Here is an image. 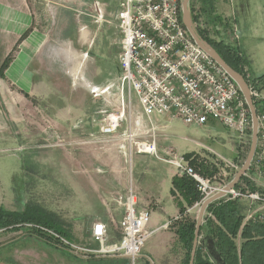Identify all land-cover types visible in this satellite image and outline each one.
Wrapping results in <instances>:
<instances>
[{
  "label": "crops",
  "instance_id": "0c3cea01",
  "mask_svg": "<svg viewBox=\"0 0 264 264\" xmlns=\"http://www.w3.org/2000/svg\"><path fill=\"white\" fill-rule=\"evenodd\" d=\"M41 1L0 0V140L14 144L16 137L24 135L29 143H37L46 137L52 139L57 136L69 141L72 147L70 159L73 177L76 179L71 186L76 202V205L70 206L74 219L71 224H67L58 216L63 224L61 231L73 239L70 240L62 234L67 240L98 250L100 244L93 240L92 231L97 222H102L107 227L108 244L119 243L120 222L125 214V206L120 204L117 198L125 197L132 190L136 196L137 211H149L150 221L147 229L152 232L150 237L158 235L162 229L167 231L163 234L165 249L158 251L159 248H148L150 244L148 246L144 244L137 264H184L187 254L179 235L175 232L176 223L192 218V212L199 203L190 206L182 192L176 191L175 194L172 192L174 179L178 180L187 174L182 175V171L168 162L166 153L170 147L176 151L172 145V138L175 135L174 121L183 120L180 118L171 120L168 116L155 115L152 122L158 126L160 134L157 140V155L138 153L125 137L131 132L142 140H148L150 121L143 113L137 98L132 95L131 109L126 111L127 119L119 128L116 138L110 142L103 141L109 139V136L101 132L100 110L107 107L99 105V101L97 104V99L92 96L89 87L96 84L108 85L117 78L95 77L92 65L86 66L85 69L83 65L85 61L82 59L80 69L77 62L79 56L73 57L72 51L62 50L64 45L70 44L71 48H76L78 45L87 46L88 51L91 52L96 38L104 30L113 32V44L120 48L123 36L121 31L115 28L116 25L111 23L110 18L115 12L116 19L122 0H90L102 2L105 8L103 16L109 20L105 19L107 24L104 23L101 27L88 26L82 32L79 31V27L73 25V22L68 26L60 27L46 24L45 6L47 5ZM204 1L202 0V15L206 7ZM230 1L231 17L221 12L218 6L219 0H213L208 3L211 12L207 14V18L215 19L216 23L221 22L224 31L232 28L230 30L236 33L238 39L232 38L233 42H237L245 63L253 67V56L241 41V35L245 31L247 36L259 37L263 42L261 45H264V0ZM251 74L255 78L264 76V73L260 76ZM261 84L263 85L262 82ZM261 90L264 92V87ZM66 91L69 93L68 95L64 93L66 95L64 96L63 92ZM116 91L117 89H114L111 95ZM73 93H85L81 95L85 97V106L77 101L76 110L67 108L71 103L69 97L72 99ZM44 100H47L45 113L48 115L51 110L50 114L53 115L49 122L45 116L46 123L41 122L40 118L37 119L36 115L43 113L38 103ZM210 121L219 122L210 119L207 123ZM196 145L202 149V142L198 141ZM183 154L194 157L191 165L196 171H202V163L206 158L199 150L186 151ZM240 156V152L239 154L237 152L238 159ZM253 172L252 169L248 170L252 177ZM253 184L243 177L235 190L245 186L252 189ZM79 187L86 196L81 202L78 197ZM221 199L237 200L245 216L257 206L248 198ZM24 207H12L7 210L23 212ZM182 208H185L183 214H181ZM179 216L184 218L173 222L175 225L172 223L171 227L165 228ZM207 216L211 214L206 212L205 217ZM205 221L204 219L202 225H205ZM201 229V243L198 244L197 250L202 254V262L220 264L207 249L211 240L206 234L207 229H203L202 226ZM39 233L26 224L0 232V264H29L28 261L32 259L33 264H130L129 258L120 254L90 256L72 254L51 238L48 239L47 235ZM253 235H256V232H253ZM236 242L239 245L242 239L238 238Z\"/></svg>",
  "mask_w": 264,
  "mask_h": 264
},
{
  "label": "built area",
  "instance_id": "2783aa9c",
  "mask_svg": "<svg viewBox=\"0 0 264 264\" xmlns=\"http://www.w3.org/2000/svg\"><path fill=\"white\" fill-rule=\"evenodd\" d=\"M183 1L122 0L120 3L116 19L123 38L116 80L123 107L118 113L100 111L101 132L109 136L103 141L110 142L116 138L119 128L127 119L126 111L131 109L133 95L150 121L148 140H142L131 132L125 137L138 153L157 155L160 134L158 126L152 122L155 115L168 116L171 120L180 118L187 125L198 126L214 119L236 134L240 148L244 150L250 144L253 122L245 97L231 75L189 34L182 21ZM243 77L258 122L257 147L249 171L252 169L264 179V96L259 90V78L252 75ZM166 153L168 162L196 181L203 196L202 202L227 186L241 169L238 162L218 159L210 174H201L191 165L194 157L179 155L173 147L168 148ZM244 177L254 183L255 189L245 186L235 190V187L223 198L250 199L257 206L246 214L245 221L264 224V182L248 172ZM212 182H217V186L213 187ZM117 201L125 206V214L120 222L121 240L109 245L106 225L97 222L92 238L100 244L98 250L72 243L46 227L26 225L53 236L60 247L72 254H120L129 258L130 264H137L145 241L152 234L147 229L150 214L147 210L137 211L136 196L132 190L125 197L119 196ZM181 218L177 217L165 228Z\"/></svg>",
  "mask_w": 264,
  "mask_h": 264
},
{
  "label": "rangeland",
  "instance_id": "374dc122",
  "mask_svg": "<svg viewBox=\"0 0 264 264\" xmlns=\"http://www.w3.org/2000/svg\"><path fill=\"white\" fill-rule=\"evenodd\" d=\"M41 2L47 5L45 6L46 24L60 27L68 26L73 22V25L79 27V31L81 32L87 29L88 26L95 25L101 27L104 23L107 24L105 21L107 18L103 17L105 8L104 5L101 4L102 2H91L90 0H42ZM194 4L197 6L194 15H197L199 20L195 18V22L193 21L192 10L191 16L197 32L200 35V32H202L207 40L219 45H229L233 48L240 58L237 66L242 76L252 75L251 73L256 76L262 75L264 73V45H261L263 43L262 40L259 39V37L252 38L250 35L247 36L245 31L241 35V41L246 45L253 56L254 66L250 67V65L245 63L241 51L238 50L237 42H233L237 39V35L233 30H230L232 28L224 31L220 21V23H216L214 21L215 19L207 18V14L211 12L210 5L207 4L205 13L202 15L201 3L195 2ZM218 6L223 14L230 15L229 17L232 16L230 0H219ZM114 14L110 20L111 23L116 25L115 28L119 30V27H117L118 22H116L117 19H115ZM242 30H244V28H242ZM112 37L113 32L109 30L101 31L94 42L91 52L88 51L87 46L76 45L77 47H72V49L70 44L68 45L70 47L64 45L62 50L67 49L70 52L72 51L71 56L73 57H75V55L79 56L77 60L79 66L83 63V60L85 61L83 64L85 69L87 68L86 66L92 65L95 77L100 79H107L108 76L117 78L119 76L117 55L121 52V45L120 48L118 45V47L114 46ZM87 51L89 53H87ZM81 68L80 66V69ZM79 86L81 85L79 84ZM263 87L264 84H261L259 90ZM114 89H117V91L114 95H111ZM89 91L92 96L97 99V104L99 101V105H106L107 108L100 111H107L108 113L121 112L123 103L121 101L122 97L117 80L108 83V85H92L89 87ZM64 93L68 95L69 91L63 92V95L66 96ZM261 94L264 96V92H261ZM81 95H85V93H73V98L71 99L69 97L71 103L67 108L71 107L72 110H76L77 101L85 106V97ZM45 102H47V100L38 103L43 113L36 114L38 116L37 119L40 118L43 123H46L45 116H47V122L51 121V118H53V115L50 114L51 110H49L48 115L45 113ZM173 133L175 135H173L172 138V145L176 148V152L182 155V153L186 151L199 150L202 156L206 158L203 163H207L203 164L202 169L204 170V168H207L209 171L208 174L211 173L213 164H215V161L218 159L229 162L238 161L240 168H242L251 147L250 142L242 152L236 134L222 123L215 121H210L203 126H192L187 125L181 120H175ZM47 134H49V130H47ZM198 141L202 142V149L197 147L196 142ZM71 149L72 147L69 141L60 136L56 138L53 137L52 139L46 137V139L37 143H29V141L24 138V135L16 137V142L14 144L5 143L0 140V209L7 210L12 207L25 206V211H23L27 214H31L32 217L36 216L43 218L44 214L51 212L55 214V216L62 217L64 219L63 223L71 224L74 219V213L71 207L76 205L71 188L72 183L76 181L73 177V169L71 166ZM237 152L241 154L239 159L237 158ZM188 158H192V156ZM252 175L254 178L264 182V179L260 178L255 171ZM212 183L213 187L217 186V182ZM73 188L74 190L76 189V184ZM78 197L80 202L86 197L81 187H79ZM201 203L194 208L192 219H197L198 211L202 205ZM27 208H31V210H26ZM173 224L175 225V223ZM69 226L70 225H68V227ZM165 233H167V231L162 229L158 232V235L152 237H150V235L146 239L145 245L148 246L150 244L148 248H159L158 251L164 250L163 234ZM63 235L73 240L67 233ZM166 244L167 243H165V245ZM97 255L101 254L98 253ZM28 262L29 264H33L34 261L32 259Z\"/></svg>",
  "mask_w": 264,
  "mask_h": 264
},
{
  "label": "trees",
  "instance_id": "16d2710c",
  "mask_svg": "<svg viewBox=\"0 0 264 264\" xmlns=\"http://www.w3.org/2000/svg\"><path fill=\"white\" fill-rule=\"evenodd\" d=\"M195 2H201L202 9V0H192L191 10L194 22L195 18L198 20L197 15H194ZM204 2L205 6H207V4L213 2V0H205ZM200 33L229 66L237 72H241L237 66L240 58L233 48L229 45H219L207 40L202 32ZM259 80L264 84V76L259 77ZM202 172L208 174L209 171L207 168H204L200 173L202 174ZM238 186L239 183L236 187ZM253 189L254 187H252V190ZM176 191L183 193L188 199V205L190 206H193L196 202L200 203L203 200V196L198 190L196 181L187 175L178 178V180L174 179L172 192L175 194ZM26 210H31V208H27ZM181 212V214H183L185 208H182ZM207 212L211 214V216L205 217V225H202V228L207 229V236L214 242L215 248L225 264H264V224L245 221V215L242 214V208L237 200L220 199L210 204ZM25 224L43 226L61 236H63L62 233L64 234V232L61 231L63 226L61 220L58 216L50 212L44 214L43 218H39L36 216L32 217L31 214H27L24 211L13 212L0 209V232L16 229L17 226L20 225L22 227ZM176 224L177 229L175 232L179 235V239L184 245L187 254L184 264H189L195 239L196 220L186 218ZM253 232H256V235H253ZM40 235L43 234L41 233ZM257 235H259V237H257ZM47 238H51L58 244V240L53 236L47 235ZM238 238L242 239L239 245L236 242ZM201 257V252L197 250L195 264H213L206 261L202 262Z\"/></svg>",
  "mask_w": 264,
  "mask_h": 264
},
{
  "label": "water",
  "instance_id": "95a60500",
  "mask_svg": "<svg viewBox=\"0 0 264 264\" xmlns=\"http://www.w3.org/2000/svg\"><path fill=\"white\" fill-rule=\"evenodd\" d=\"M191 1L192 0H184L183 1V9H182V21L186 29L188 30L189 34L193 38V40L206 52L209 53V55L218 63L220 64L235 80V82L238 84L243 96L245 97V100L250 108L251 116H252V122H253V129H252V139H251V147L249 154L246 158V161L242 168L237 172L233 180L225 186L221 191L216 193L215 195H212L208 199L204 200L202 202V205L199 209V214L197 217L196 222V231H195V239L193 244V249L191 253V259L189 264H194L195 262V256H196V250L199 243H201L200 239V231L201 226L203 224V221L205 219L206 211L210 204H212L214 201L223 198L226 193L233 190L239 181L245 176V174L250 169L251 163L253 161L256 147H257V132H258V122H257V113L256 109L253 104L252 97L250 96L248 85L244 79V77L235 71L231 66H229L226 61L219 55V53L197 32L196 28L194 27L192 16H191ZM182 175H185L184 172H181ZM203 243V242H202ZM207 249L209 250L210 255L220 264H225V262L222 260L221 256L217 253L215 245L213 241L209 240Z\"/></svg>",
  "mask_w": 264,
  "mask_h": 264
}]
</instances>
